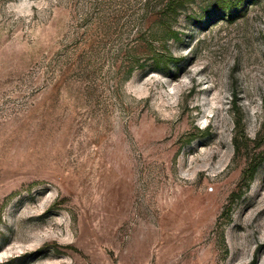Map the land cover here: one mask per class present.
<instances>
[{"label":"rangeland","instance_id":"1","mask_svg":"<svg viewBox=\"0 0 264 264\" xmlns=\"http://www.w3.org/2000/svg\"><path fill=\"white\" fill-rule=\"evenodd\" d=\"M0 264H264V0H0Z\"/></svg>","mask_w":264,"mask_h":264}]
</instances>
